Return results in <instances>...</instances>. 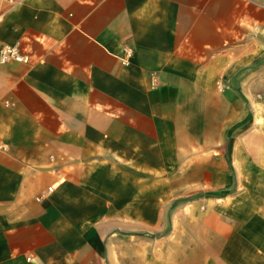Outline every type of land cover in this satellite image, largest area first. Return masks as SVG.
<instances>
[{"label":"crops","instance_id":"crops-1","mask_svg":"<svg viewBox=\"0 0 264 264\" xmlns=\"http://www.w3.org/2000/svg\"><path fill=\"white\" fill-rule=\"evenodd\" d=\"M12 45L0 264H264V94L246 92L264 86V0H0V52ZM167 164L196 186L177 206L232 181L218 249H159L169 218L149 252L125 233V166Z\"/></svg>","mask_w":264,"mask_h":264},{"label":"rangeland","instance_id":"rangeland-1","mask_svg":"<svg viewBox=\"0 0 264 264\" xmlns=\"http://www.w3.org/2000/svg\"><path fill=\"white\" fill-rule=\"evenodd\" d=\"M246 92L259 105L264 86H248ZM145 166L149 171L125 166V233L130 235L132 241L137 243V239L145 240L146 252H149L155 248L153 233L167 226V218L171 231L158 242L161 250L172 249L175 253L190 245L202 247L203 243H211L213 248L218 249L222 243L219 238H225L223 234L226 237L232 236L236 219L233 209L241 199H235L231 180L221 184L225 189L229 187L230 193L226 198L209 195L184 206H177L171 204L177 197L196 191L193 183L177 179L176 173L183 172L186 165L176 167L167 164L161 169ZM200 186L202 190L207 189V183H201ZM217 186L220 188V184ZM207 252L212 251L207 249Z\"/></svg>","mask_w":264,"mask_h":264},{"label":"built area","instance_id":"built-area-1","mask_svg":"<svg viewBox=\"0 0 264 264\" xmlns=\"http://www.w3.org/2000/svg\"><path fill=\"white\" fill-rule=\"evenodd\" d=\"M7 1V0H5ZM127 53H131V49H127ZM9 60L22 61L25 60L23 56L18 52L16 46H5L0 52V61L6 62ZM53 185L47 187V191H51Z\"/></svg>","mask_w":264,"mask_h":264},{"label":"bare ground","instance_id":"bare-ground-1","mask_svg":"<svg viewBox=\"0 0 264 264\" xmlns=\"http://www.w3.org/2000/svg\"><path fill=\"white\" fill-rule=\"evenodd\" d=\"M259 119V115H258V113H257V116L255 117V120L257 121Z\"/></svg>","mask_w":264,"mask_h":264},{"label":"trees","instance_id":"trees-1","mask_svg":"<svg viewBox=\"0 0 264 264\" xmlns=\"http://www.w3.org/2000/svg\"><path fill=\"white\" fill-rule=\"evenodd\" d=\"M166 231V230H165Z\"/></svg>","mask_w":264,"mask_h":264}]
</instances>
